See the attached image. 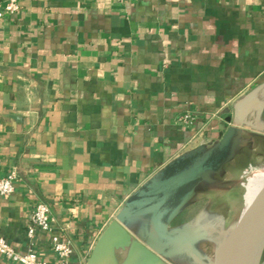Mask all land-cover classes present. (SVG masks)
<instances>
[{"label": "crops", "instance_id": "1", "mask_svg": "<svg viewBox=\"0 0 264 264\" xmlns=\"http://www.w3.org/2000/svg\"><path fill=\"white\" fill-rule=\"evenodd\" d=\"M19 5L0 17V178L17 173L0 195V236L16 250L29 251L28 215L45 202L84 264L136 191L182 157L205 163L244 97L228 160L204 173L224 179L244 154L264 158V0ZM50 234L36 239L46 259Z\"/></svg>", "mask_w": 264, "mask_h": 264}, {"label": "water", "instance_id": "2", "mask_svg": "<svg viewBox=\"0 0 264 264\" xmlns=\"http://www.w3.org/2000/svg\"><path fill=\"white\" fill-rule=\"evenodd\" d=\"M250 103V97H244L236 103L234 116L229 118V122L234 125L229 127L203 165L189 169L191 160L182 157L178 161L179 167L169 166L164 170L165 178L159 186L153 189V184H149L136 191L126 201L116 219L103 231L84 264H155L162 257L184 248L182 232L172 229L171 221L204 181V172L207 169L217 172L228 160L235 139L240 134L236 125H241ZM203 151L200 148L199 153ZM146 213H151L147 230L139 239H135L126 227L133 217ZM186 248L199 259L205 258L189 246ZM120 250L128 251L123 260L118 262L116 254ZM263 258L264 194L250 213L243 242L233 264H263Z\"/></svg>", "mask_w": 264, "mask_h": 264}, {"label": "rangeland", "instance_id": "3", "mask_svg": "<svg viewBox=\"0 0 264 264\" xmlns=\"http://www.w3.org/2000/svg\"><path fill=\"white\" fill-rule=\"evenodd\" d=\"M263 167L264 158L259 160L255 158L253 161L252 156L244 154L235 170H228L224 179L219 175L207 173L205 177L208 179L205 180L208 181L198 185L193 196L176 214V221L172 226V229L181 230L184 248L162 257L159 262L214 264L217 250L222 242L221 231L223 228L230 229L241 216L245 193L243 183L246 181V175L252 170ZM150 217L151 213H146L132 220L130 226L135 239H139L145 233ZM187 246L205 258L199 259L186 248ZM122 252L124 251H118L116 254L118 262L122 261L127 253L122 254Z\"/></svg>", "mask_w": 264, "mask_h": 264}, {"label": "built area", "instance_id": "4", "mask_svg": "<svg viewBox=\"0 0 264 264\" xmlns=\"http://www.w3.org/2000/svg\"><path fill=\"white\" fill-rule=\"evenodd\" d=\"M19 0H9L0 11V17L6 14L15 13L19 9ZM193 115L187 113L179 117V121L185 125L193 122ZM17 173L10 172L0 178V195L9 197L15 191V180ZM53 217L50 205L45 202L36 203L30 210L27 222V237L30 249L27 252L16 250L4 237L0 236V257L8 259L13 264H81L72 262L71 257L74 251L72 241L61 235L52 233ZM51 233L49 246L53 258L46 259L40 256L36 249V239L39 233Z\"/></svg>", "mask_w": 264, "mask_h": 264}, {"label": "bare ground", "instance_id": "5", "mask_svg": "<svg viewBox=\"0 0 264 264\" xmlns=\"http://www.w3.org/2000/svg\"><path fill=\"white\" fill-rule=\"evenodd\" d=\"M243 185L245 193L243 195V209L241 216L239 217V220L232 227H230V229L229 227L227 230L223 228L221 231L222 242L217 250V259L214 264H233L238 249L243 242L244 231L246 229V223L249 219L250 213L257 205L261 196L264 194V167L252 170L248 173L246 175V181ZM120 251H124L122 252V254H124L128 250ZM155 264L162 263L157 261Z\"/></svg>", "mask_w": 264, "mask_h": 264}, {"label": "flooded vegetation", "instance_id": "6", "mask_svg": "<svg viewBox=\"0 0 264 264\" xmlns=\"http://www.w3.org/2000/svg\"><path fill=\"white\" fill-rule=\"evenodd\" d=\"M217 176V175H216ZM176 217H177V215L172 219V221H171V224H170V227L172 228V226L174 225V222L176 221ZM149 221H150V218H149V220H148V224H149Z\"/></svg>", "mask_w": 264, "mask_h": 264}]
</instances>
